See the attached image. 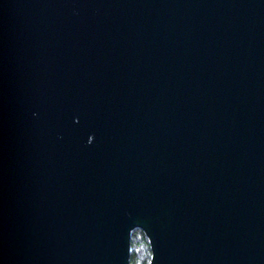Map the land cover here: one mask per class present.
Wrapping results in <instances>:
<instances>
[{"label": "water", "instance_id": "water-1", "mask_svg": "<svg viewBox=\"0 0 264 264\" xmlns=\"http://www.w3.org/2000/svg\"><path fill=\"white\" fill-rule=\"evenodd\" d=\"M264 264V0H0V264Z\"/></svg>", "mask_w": 264, "mask_h": 264}, {"label": "trees", "instance_id": "trees-1", "mask_svg": "<svg viewBox=\"0 0 264 264\" xmlns=\"http://www.w3.org/2000/svg\"><path fill=\"white\" fill-rule=\"evenodd\" d=\"M150 259V248L147 237L139 229L131 231L130 237V256L131 264H148Z\"/></svg>", "mask_w": 264, "mask_h": 264}, {"label": "clouds", "instance_id": "clouds-1", "mask_svg": "<svg viewBox=\"0 0 264 264\" xmlns=\"http://www.w3.org/2000/svg\"><path fill=\"white\" fill-rule=\"evenodd\" d=\"M129 264H131V261H129Z\"/></svg>", "mask_w": 264, "mask_h": 264}]
</instances>
